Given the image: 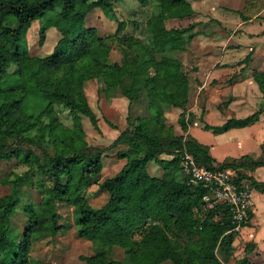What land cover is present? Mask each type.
I'll return each mask as SVG.
<instances>
[{
	"label": "trees",
	"instance_id": "trees-1",
	"mask_svg": "<svg viewBox=\"0 0 264 264\" xmlns=\"http://www.w3.org/2000/svg\"><path fill=\"white\" fill-rule=\"evenodd\" d=\"M122 1L0 0V94L11 95L9 100L0 99V140L12 141L10 146L0 143V159L18 157L21 144L34 146L41 156L30 151V166L42 172L45 182L38 205L30 204L25 209L26 226L19 239L13 235L11 220L20 201L16 193L20 183L15 182L12 194L0 200V264H39L29 257L32 243L67 228L59 223L60 203L73 208L77 236L97 246L94 255L80 256L85 264L218 263L215 249L230 235L233 224L226 215L214 220L215 209L199 215L205 191L186 184L180 173V155L186 149L199 164L210 168L236 169L238 164L233 160L214 165L205 146L173 134L161 108L167 105L182 109L177 122L182 130L186 129L188 77L180 60L158 57L157 50H185L197 34L196 24L167 28L164 22L190 17L194 10L189 0H135L140 6L152 7L145 25L146 40H141L120 35L125 22L118 20L116 5ZM93 9L117 21L112 38L120 46L121 62L108 61L110 36L99 37L95 28L85 26ZM262 9L264 0H244L239 16L247 20ZM48 13L60 38L50 54L28 63L25 34L34 18ZM43 38L41 30L40 43ZM111 77L129 99V105L145 93L152 115L136 122L128 116L127 127L111 144L92 146L81 124L84 115L96 127V115L88 104L84 85L93 79L106 83ZM254 78L264 81V73L256 72ZM60 79L70 81L69 91L60 89ZM64 110L71 119L70 126L59 117ZM253 117L230 119L225 127L246 126ZM47 147L52 148V154ZM114 147H118L116 155L126 162L113 176L98 182L102 156ZM162 154L172 155V159L165 161L160 158ZM244 160L250 167L260 164L249 157L239 159ZM149 161L162 166L161 177L148 173ZM94 183L107 192L105 202L98 207L85 197L86 189ZM250 183L264 192V184L253 179ZM136 234L140 235L138 239ZM114 246L123 248L127 258L110 257Z\"/></svg>",
	"mask_w": 264,
	"mask_h": 264
},
{
	"label": "crops",
	"instance_id": "crops-1",
	"mask_svg": "<svg viewBox=\"0 0 264 264\" xmlns=\"http://www.w3.org/2000/svg\"><path fill=\"white\" fill-rule=\"evenodd\" d=\"M189 2L196 22L213 19L223 27L232 22L233 31L227 41L236 38L241 44L234 49L213 46L203 53L202 49L195 48V61L190 65L194 77L189 79L186 129L182 130L177 122L183 110L174 106L161 105L165 124L172 127L174 135H181L183 139L192 138L205 146L214 165L235 160L238 164L236 171L244 175V178L264 184V81L254 78V73H264V9L252 18L242 20L239 11L244 0ZM236 31L239 32L234 34ZM122 96H117L102 107L107 118H118L120 122L117 125L113 123L117 126L113 129V141L127 127L128 116L133 122L140 117H147L145 114L132 116V105L136 103L129 105V100L126 103ZM169 114L175 117V124L169 121ZM250 115L254 117L246 126L225 127L230 119H243ZM105 156L114 158L120 169L126 162L124 158L107 152L102 158ZM242 157H249L252 162L260 164L250 167L249 161H239ZM160 158L168 161L172 155L162 154ZM151 171H156V165H153ZM163 173L164 169L160 175L149 174L161 177ZM251 196L253 206L249 220L219 241L215 249L217 264H264V192L252 187Z\"/></svg>",
	"mask_w": 264,
	"mask_h": 264
},
{
	"label": "rangeland",
	"instance_id": "rangeland-1",
	"mask_svg": "<svg viewBox=\"0 0 264 264\" xmlns=\"http://www.w3.org/2000/svg\"><path fill=\"white\" fill-rule=\"evenodd\" d=\"M116 13L118 20H123L125 22V27L120 32V35H132L141 40H146L147 34L145 25L152 13V7L150 5L140 6L135 0H124L117 3ZM190 23L196 24L194 31L197 34L186 46L184 51H172L168 48L157 50L158 57L167 56L180 60L184 65L183 68L188 80H192L194 77V71L191 69L190 65L195 61L193 58V51L195 48L202 49L203 53L205 49L213 46L223 49H234L237 45L240 46L241 44L236 38H233L229 42L227 41L228 35L233 31L232 22L229 26L225 27L213 19H209L205 22H199L197 20L196 22L194 20V14L182 19L168 18L164 22L167 28L186 27ZM85 26L88 28H95L99 37L105 38L110 36L111 38L109 37L107 39L111 45L108 61L109 63L121 62L122 53L120 46L114 38H112L117 28V21L106 17L100 9H93L85 19ZM41 30L44 31L42 43H40ZM238 32L239 31H236L234 34ZM59 38V31L51 25L50 13L42 18H34L25 34L28 48V56L25 59L26 62L31 63L50 54ZM243 61L248 62V60ZM59 87L61 90L69 91L71 88L70 81L68 79H60ZM85 89V96L88 104L92 107L96 115V127L91 124L87 116L81 115V124L85 133V139L89 145L92 146H107L113 141L114 127L117 128L113 123L117 125L120 124V122L118 118L110 116L107 118L102 107L107 106L111 100L118 98L122 94L117 88L116 79L114 77H111L106 83L94 79L88 80ZM10 97L11 95L8 92L0 94L1 100H9ZM122 97L125 98L127 103L129 99L124 95ZM135 103L136 105L134 103L132 105V116L145 114L149 118L152 115V110L148 106L145 93L141 94L136 99ZM171 116L172 114H169L168 119L171 123L175 124V117ZM59 117L65 125H71V119L66 110L60 111ZM178 128L179 126H177V129ZM0 143L10 146L12 141L2 139ZM19 149L20 154L18 157L7 160L0 159V200L12 194L15 182L18 181V183H20L16 186V193L20 201L17 211L12 216L11 220L13 235L17 239L20 238L26 226V207L30 204L38 205L45 184L42 172L30 166L32 164L33 155L41 156L40 150L28 144H21ZM46 149L52 154L53 150L51 147H47ZM117 149L118 147H114L106 152L109 155H116L115 151H117ZM30 151L34 152L31 156L28 154ZM26 158L28 159L27 161H25ZM102 165L103 168L98 176V182L111 177L120 169L114 158L108 156L102 158ZM153 165H156L155 172L151 171ZM147 168L152 175H160L163 172L162 166L154 161H149ZM97 183L92 184L85 191V197L94 207L102 205L107 198V192L99 190ZM102 195H104V197ZM57 211L60 215L59 223L65 225L67 228L58 232L55 236L33 242L29 252L30 259L39 264H85V262L80 259V256L94 255L97 246L93 241L77 236L73 222L72 207L60 203L57 206ZM134 237L138 239L140 235L136 234ZM109 255L115 260L127 258L124 249L118 246H114L110 250ZM161 264H171V262L165 261Z\"/></svg>",
	"mask_w": 264,
	"mask_h": 264
},
{
	"label": "built area",
	"instance_id": "built-area-1",
	"mask_svg": "<svg viewBox=\"0 0 264 264\" xmlns=\"http://www.w3.org/2000/svg\"><path fill=\"white\" fill-rule=\"evenodd\" d=\"M180 166L186 184L199 186L205 191L199 215L204 216L214 209V220L226 215L233 224L228 232L238 230L248 222L253 201L252 186L247 178H240L233 168H210L199 164L186 149L181 152ZM220 205L225 210L216 209Z\"/></svg>",
	"mask_w": 264,
	"mask_h": 264
}]
</instances>
